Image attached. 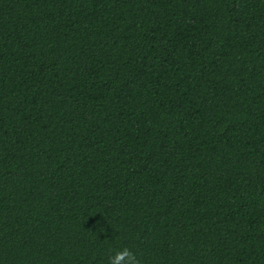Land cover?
Instances as JSON below:
<instances>
[{
  "label": "trees",
  "instance_id": "1",
  "mask_svg": "<svg viewBox=\"0 0 264 264\" xmlns=\"http://www.w3.org/2000/svg\"><path fill=\"white\" fill-rule=\"evenodd\" d=\"M125 248L264 264V0H0V264Z\"/></svg>",
  "mask_w": 264,
  "mask_h": 264
},
{
  "label": "clouds",
  "instance_id": "2",
  "mask_svg": "<svg viewBox=\"0 0 264 264\" xmlns=\"http://www.w3.org/2000/svg\"><path fill=\"white\" fill-rule=\"evenodd\" d=\"M122 261L124 264H139L136 256L126 248L110 258V264H121Z\"/></svg>",
  "mask_w": 264,
  "mask_h": 264
}]
</instances>
